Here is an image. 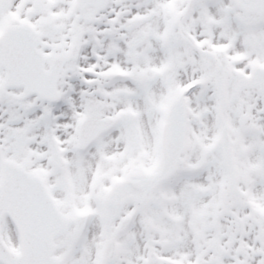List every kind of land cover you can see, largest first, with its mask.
Returning <instances> with one entry per match:
<instances>
[{
    "label": "snow or ice",
    "instance_id": "obj_1",
    "mask_svg": "<svg viewBox=\"0 0 264 264\" xmlns=\"http://www.w3.org/2000/svg\"><path fill=\"white\" fill-rule=\"evenodd\" d=\"M0 264H264V0H0Z\"/></svg>",
    "mask_w": 264,
    "mask_h": 264
}]
</instances>
